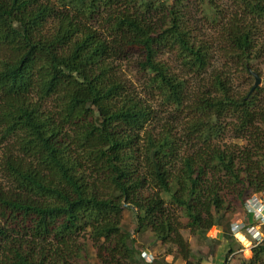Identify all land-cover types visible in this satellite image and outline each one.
<instances>
[{
	"label": "trees",
	"instance_id": "16d2710c",
	"mask_svg": "<svg viewBox=\"0 0 264 264\" xmlns=\"http://www.w3.org/2000/svg\"><path fill=\"white\" fill-rule=\"evenodd\" d=\"M189 1L0 0V264H72L84 235L90 264H143L148 232L163 251L151 264H201L182 230L206 237L221 220L214 243L237 250L231 217L264 189V85L236 96ZM231 1L218 55L252 77L264 0ZM220 4L197 0L208 22ZM135 54L143 88L187 113L180 130L148 129L152 109L115 65ZM184 71L212 75L191 86ZM224 264H264V241Z\"/></svg>",
	"mask_w": 264,
	"mask_h": 264
},
{
	"label": "rangeland",
	"instance_id": "374dc122",
	"mask_svg": "<svg viewBox=\"0 0 264 264\" xmlns=\"http://www.w3.org/2000/svg\"><path fill=\"white\" fill-rule=\"evenodd\" d=\"M165 3H170L172 0H162ZM221 2V0H217ZM190 14L189 17L191 21H193L194 25L196 26L195 28V36L198 40H205L206 41V46L212 45L214 49V59H213V65L216 66H223L225 68V72L229 74V81L232 82L234 92L237 95H240L242 93H245L249 87L254 83V77H250L247 72L244 70V66H240L237 63H232L230 64L227 62L225 59L221 58L219 56V50H218V42L216 40L217 34L223 35V30L222 27L224 26L225 20L228 19L234 12H235V7L232 3L231 0H222V6L220 4V7L222 8L221 15L219 16L218 21H210L208 22L206 19H204L201 16V12L199 11L197 7V0H190ZM222 16L225 17V20L222 19ZM259 26L261 27V35H260V40L257 46V55L255 59L251 61V69L254 70L261 76V85H264V21L259 22ZM168 62L169 66L171 69L178 71L180 69V64L178 60L174 59V55L172 53L166 52L165 54L162 55ZM139 60V57L135 54L130 57H122L116 61L115 59V65L117 66L118 70L122 74L123 79L126 81V84L128 85L130 91L138 96L140 99L143 100L145 104L150 106L153 112V122L151 126H148V129L151 130L152 134H157L161 132L165 127L167 126H172L173 128H177L180 130L181 125H182V120H184L187 116V113L180 112V111H175L172 106L168 104H164L161 101L160 96L157 93L150 94L148 93L142 85V75L139 73L137 69V62ZM184 74L187 76V78L190 81L191 86H194L197 82L198 86H203L204 84L208 83V80L210 79L212 73H206L202 75L201 77L195 75H190L189 72H185ZM134 92H133V91ZM261 104H264V92L260 96ZM142 135V133H141ZM191 141V138L189 142ZM226 144H230L231 142V136H228L227 138L224 139ZM243 144H247V140H242ZM143 144V141H142ZM238 147V146H236ZM235 147V148H236ZM2 156L3 154H0V183L4 184L7 186V181L4 177V172L2 171ZM261 167L264 169V165H261ZM264 192L263 190H260ZM260 191H256L255 193L257 194ZM241 210V209H240ZM242 213V212H241ZM233 219V216L231 217ZM236 218V217H234ZM131 213L127 209V207L124 206L123 210V225L125 228H127V232L133 236L136 237V232L132 228V222H131ZM216 233V225L213 226L209 231V237H199L201 240V244L204 246H207L206 243L208 244L211 240H214V237ZM182 234L184 235L185 238H187L190 242L192 243L196 239L192 234L189 233L188 229L182 230ZM83 243L87 247V251H85L83 258H75L72 261V264H90L93 259H94V248L92 247V243L87 242L86 235L83 237ZM199 240V241H200ZM203 240V241H202ZM215 241V240H214ZM141 242L144 244V251L147 250V252H151L152 255L155 258L161 257L162 259V254L163 251L160 250L158 247V242L155 241L154 237H152V233L148 232L144 234V236L141 238ZM234 244V243H233ZM149 250V251H148ZM204 251V249H203ZM206 252V250H205ZM207 254V252L205 253ZM237 257L246 255L247 258L250 257L251 252L246 250L245 252L242 253H237ZM152 263V262H151ZM147 260H144L143 264H151Z\"/></svg>",
	"mask_w": 264,
	"mask_h": 264
},
{
	"label": "built area",
	"instance_id": "2783aa9c",
	"mask_svg": "<svg viewBox=\"0 0 264 264\" xmlns=\"http://www.w3.org/2000/svg\"><path fill=\"white\" fill-rule=\"evenodd\" d=\"M231 232L233 234V237L244 240L240 242L245 244L248 247V250H251L254 246L263 242L264 200L259 199L256 194L250 197L245 203V214L242 217L236 218L235 220L231 221ZM237 234H239V236ZM219 236L220 234L218 233L217 237ZM237 248V251H234L235 253L242 252L241 247Z\"/></svg>",
	"mask_w": 264,
	"mask_h": 264
},
{
	"label": "crops",
	"instance_id": "0c3cea01",
	"mask_svg": "<svg viewBox=\"0 0 264 264\" xmlns=\"http://www.w3.org/2000/svg\"><path fill=\"white\" fill-rule=\"evenodd\" d=\"M235 219V218H234ZM224 226V221H220L217 225H216V232L217 233H222V228ZM196 239H199V237H202V236H194ZM206 237H209V234L208 236ZM213 237V236H212ZM203 238V237H202ZM200 240V239H199ZM195 240L193 243L191 241V244H192V250L195 254L199 255L202 257V263H205V264H224L225 260L228 258H230V260L233 261V259L235 257H237V255H231V256H228V251L226 252L225 249H223V245L221 244H215L214 242L217 241V240H211L208 244L206 243L207 246H204L202 245L200 242L201 240ZM203 241V240H202ZM240 241H244V240H241V239H237L235 237H233L232 239V242L237 246V247H241L242 248V252H245L246 250H248V247L241 243ZM223 243V242H222ZM204 249V251H203ZM207 254H205L206 252ZM246 259H250L251 258V255L249 258H247L246 255H243Z\"/></svg>",
	"mask_w": 264,
	"mask_h": 264
},
{
	"label": "clouds",
	"instance_id": "9594fccd",
	"mask_svg": "<svg viewBox=\"0 0 264 264\" xmlns=\"http://www.w3.org/2000/svg\"><path fill=\"white\" fill-rule=\"evenodd\" d=\"M263 190V189H262ZM257 191H260V190H257ZM256 192V191H255ZM253 193V194H251L248 198H246L245 199V202H244V205H243V212H242V214L241 215H239V216H237L236 218H239V217H242L244 214H245V203H246V201L250 198V197H252L254 194H256V193ZM260 192H263V191H260ZM256 196H257V194H256ZM235 218V219H236ZM234 218L231 220V221H233V220H235ZM217 232L215 233V236H213L215 239H222V233H220V236L219 237H217ZM238 236H239V234H237ZM232 236V239H233V234L231 235ZM233 243V242H232ZM235 245V244H234ZM236 246V245H235ZM236 248H237V246H236ZM238 249V248H237ZM149 251V250H148ZM237 251V250H236ZM249 252H252V249L251 250H248ZM237 253H242V252H237ZM237 253H235L234 252V254L232 253V255H235V254H237ZM229 255H231V254H229ZM228 255V256H229ZM142 256H143V258H144V260H147L148 262H151V261H153L154 260V256L152 255V253L151 252H147V250H143V252H142ZM244 257V256H243ZM245 258V257H244ZM228 259V258H227ZM246 259V258H245ZM230 260V259H229Z\"/></svg>",
	"mask_w": 264,
	"mask_h": 264
},
{
	"label": "water",
	"instance_id": "95a60500",
	"mask_svg": "<svg viewBox=\"0 0 264 264\" xmlns=\"http://www.w3.org/2000/svg\"><path fill=\"white\" fill-rule=\"evenodd\" d=\"M249 73L254 77V83L251 85L248 94L250 95L256 87H258L261 84V76L254 70L249 68Z\"/></svg>",
	"mask_w": 264,
	"mask_h": 264
},
{
	"label": "bare ground",
	"instance_id": "6f19581e",
	"mask_svg": "<svg viewBox=\"0 0 264 264\" xmlns=\"http://www.w3.org/2000/svg\"><path fill=\"white\" fill-rule=\"evenodd\" d=\"M257 196H258L259 199L264 200V193L258 192Z\"/></svg>",
	"mask_w": 264,
	"mask_h": 264
}]
</instances>
